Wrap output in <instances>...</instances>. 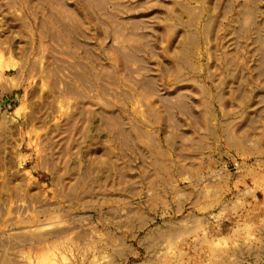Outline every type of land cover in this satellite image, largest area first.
<instances>
[{
	"label": "rangeland",
	"instance_id": "obj_1",
	"mask_svg": "<svg viewBox=\"0 0 264 264\" xmlns=\"http://www.w3.org/2000/svg\"><path fill=\"white\" fill-rule=\"evenodd\" d=\"M0 264H264V0H0Z\"/></svg>",
	"mask_w": 264,
	"mask_h": 264
}]
</instances>
